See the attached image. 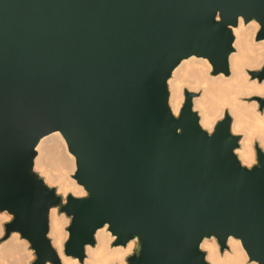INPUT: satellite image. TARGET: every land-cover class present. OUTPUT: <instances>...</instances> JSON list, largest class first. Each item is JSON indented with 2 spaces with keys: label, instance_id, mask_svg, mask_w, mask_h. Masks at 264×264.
<instances>
[{
  "label": "water",
  "instance_id": "95a60500",
  "mask_svg": "<svg viewBox=\"0 0 264 264\" xmlns=\"http://www.w3.org/2000/svg\"><path fill=\"white\" fill-rule=\"evenodd\" d=\"M216 8L225 25L241 10L264 17V0H0V206L21 209L10 228L42 243L45 205L59 197L43 192L34 159L58 131L73 178L93 193H68L72 251L111 219L144 234L137 264H193L206 229L236 230L264 255V172L238 177L226 127L208 140L190 112L175 121L169 111L166 80L181 57L195 51L226 69L232 37L213 29Z\"/></svg>",
  "mask_w": 264,
  "mask_h": 264
},
{
  "label": "clouds",
  "instance_id": "9594fccd",
  "mask_svg": "<svg viewBox=\"0 0 264 264\" xmlns=\"http://www.w3.org/2000/svg\"><path fill=\"white\" fill-rule=\"evenodd\" d=\"M233 15L234 19L226 25L225 12L221 8H216L211 17L215 21L213 29L223 25L232 37L226 52V69H218L211 57L193 51L180 58L179 63L181 60L184 63L176 68L171 79L167 78L166 86L168 94L169 87L172 90L173 103L169 111L175 121H180L182 111L187 110L208 140L217 133L218 126L220 129L226 127V142H230L231 156L238 165L236 173L243 178L264 172V162H261L264 157V35H260L264 29V17L247 10ZM185 90L190 93L187 103ZM60 131L64 132V129ZM183 132L182 127L176 128L177 135H183ZM257 144L258 147H254ZM34 178L41 182L38 176ZM80 180L82 186L71 182V186L60 187L59 192L51 181L42 182L44 193L54 189L55 197H59V202L48 201L45 205L42 243L25 235L20 228L9 227L20 216L19 207L0 206V264H77L71 258L73 256L79 257L82 264H137L144 254V234L133 231L124 235L111 219L93 223L91 242H79L82 252L71 250L77 239L72 227L74 221L77 224V216L69 211L68 193L75 197L73 201H85L93 196L88 184L81 177ZM61 195L67 200L59 210L60 223L50 231L49 209L53 214L57 212L54 205H61ZM19 233L27 239H21ZM225 243L230 251L225 250L221 255L220 246ZM195 249L198 254L193 255V264H249V254L251 264H264V255L246 235L236 230L206 229L200 234Z\"/></svg>",
  "mask_w": 264,
  "mask_h": 264
},
{
  "label": "bare ground",
  "instance_id": "6f19581e",
  "mask_svg": "<svg viewBox=\"0 0 264 264\" xmlns=\"http://www.w3.org/2000/svg\"><path fill=\"white\" fill-rule=\"evenodd\" d=\"M234 43H235V34H234ZM257 43H260V41H257ZM183 63L184 61L182 60L175 67L172 74H174L176 72V68H179L180 64ZM171 77L169 79H171ZM169 91H170L169 105L171 108L173 103L171 87H169ZM36 150H37V155L34 159V168L39 169L40 174L43 173L44 180L47 179L48 181H51L52 184H57V181H60V184H57V192H59V188L64 186L65 184L71 186V182H75V180L70 176L75 170V159L74 156L67 150L65 140L58 131L52 132L51 134L41 138V140L36 146ZM70 157L72 159H69ZM75 185H79V184L75 182ZM60 214L61 213L59 211L53 214L52 211L50 210L49 212L50 231L53 230L57 224L60 223V219H59ZM226 251H230V248H228V250ZM221 255H223V253H221ZM72 259H75L77 261V264H82V262H79L76 258H72ZM249 264H251V261H249Z\"/></svg>",
  "mask_w": 264,
  "mask_h": 264
},
{
  "label": "rangeland",
  "instance_id": "374dc122",
  "mask_svg": "<svg viewBox=\"0 0 264 264\" xmlns=\"http://www.w3.org/2000/svg\"><path fill=\"white\" fill-rule=\"evenodd\" d=\"M35 170H36V169H35ZM39 173H40V172H39ZM73 173H74V172H73ZM73 173L70 175V176H71V178H73V176H72V175H73ZM42 176H43V175H42ZM73 179H74V178H73ZM74 180H75V179H74ZM75 182H76V181H75ZM53 185H55V187H56V189H57V184H53ZM57 211H58V209H57ZM64 215H65V214H64ZM65 216H66V215H65ZM18 235H19V234H18ZM225 250H228V248H227V249H225ZM225 250H224V251H225ZM221 253H223V252H221Z\"/></svg>",
  "mask_w": 264,
  "mask_h": 264
}]
</instances>
